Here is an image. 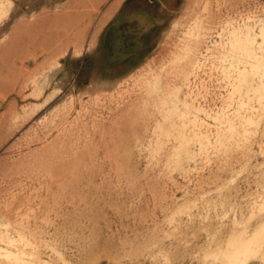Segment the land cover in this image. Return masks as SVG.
Returning a JSON list of instances; mask_svg holds the SVG:
<instances>
[{
    "label": "rangeland",
    "instance_id": "rangeland-1",
    "mask_svg": "<svg viewBox=\"0 0 264 264\" xmlns=\"http://www.w3.org/2000/svg\"><path fill=\"white\" fill-rule=\"evenodd\" d=\"M9 2L0 264H264V0Z\"/></svg>",
    "mask_w": 264,
    "mask_h": 264
},
{
    "label": "bare ground",
    "instance_id": "bare-ground-1",
    "mask_svg": "<svg viewBox=\"0 0 264 264\" xmlns=\"http://www.w3.org/2000/svg\"><path fill=\"white\" fill-rule=\"evenodd\" d=\"M9 4H10V2H9V0H0V15L1 14H5V11L6 10H8L7 9V7L9 6ZM263 29H264V25H263V27H262V29H261V34L263 35ZM49 53V52H48ZM52 54V53H51ZM50 56V55H49ZM51 67V66H50ZM262 77L264 78V73L262 74ZM241 79H243V80H246L247 79V76L246 75H242V77H241ZM153 80V79H152ZM145 82V81H144ZM146 82H147V80H146ZM147 84H149V83H146V85ZM263 86V85H262ZM149 87V86H148ZM42 88V87H41ZM153 88H158L157 87V81H153ZM257 89V88H256ZM258 93H257V96L260 98V97H262V95H263V92H264V88H262V87H260V88H258ZM128 95V94H127ZM160 99V98H159ZM172 101V100H171ZM70 102V101H69ZM164 103H166V102H164ZM163 104V103H162ZM164 105V104H163ZM166 105V104H165ZM177 117H178V114H177V111H176V109L174 108V107H170V106H168V107H166L165 109L163 108V118L164 119H166V120H168L169 121V123H170V128L168 129V130H164L163 131V128H160L159 127V130L161 131V129H162V131H161V133H163L164 134V136L165 137H168V136H171V137H173L174 138V140L176 141V145H175V147H174V154H175V156H177V157H185V158H189L192 154L190 153V151H189V149H188V144L190 143L189 141L190 140H187L180 132H178L177 131V129H174V125H175V120L177 119ZM230 135V134H229ZM233 135V134H232ZM225 136V135H224ZM204 137H206V136H204ZM203 137V138H204ZM226 137V136H225ZM228 137V136H227ZM226 137V138H227ZM231 137V136H230ZM222 138V137H221ZM201 139V138H200ZM220 141H218V142H221V139H219ZM226 140V139H225ZM162 138L161 137H158L157 138V141H156V150L157 149H160L162 146ZM202 141V140H201ZM201 141L200 140H198V143H199V145H200V149H202L204 146L203 145H201L200 143H201ZM220 145H221V143H220ZM176 160V159H175ZM174 161V160H173ZM179 162V161H178ZM261 205V204H260ZM261 210V209H260ZM258 234V233H257ZM237 242V241H236ZM253 247V246H252ZM241 248V247H240ZM258 248H259V246H258ZM264 250V249H263ZM256 249L255 248H249V244L246 246V248H245V250H244V252H250V253H252V254H254L255 255V253H256ZM241 253V251H240V249L239 248H234V249H232L231 251H229V252H220V253H217V254H215V257L217 258V259H219V261L221 262V264H224L223 263V261L224 260H226V261H229V264H231L230 263V261L231 260H234V259H236V256L238 255V254H240ZM249 253V254H250ZM261 254V253H260ZM261 256V259L264 261V252L262 253V255H260ZM253 257V256H252ZM258 258V257H257ZM215 259V258H214ZM237 260V259H236ZM231 262H234V261H231ZM215 263V262H214ZM213 263V264H214ZM210 264V263H209Z\"/></svg>",
    "mask_w": 264,
    "mask_h": 264
}]
</instances>
